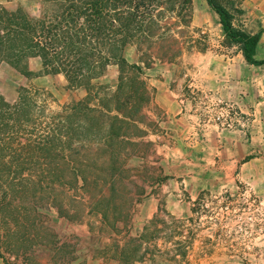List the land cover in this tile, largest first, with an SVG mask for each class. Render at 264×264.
Returning <instances> with one entry per match:
<instances>
[{
	"label": "rangeland",
	"instance_id": "rangeland-1",
	"mask_svg": "<svg viewBox=\"0 0 264 264\" xmlns=\"http://www.w3.org/2000/svg\"><path fill=\"white\" fill-rule=\"evenodd\" d=\"M221 1L237 27L258 29L248 24L242 0ZM0 5L37 18L53 11L44 0H0ZM155 8V34L139 35L125 51L129 62L143 66L151 96L143 108L141 146L126 153V184H117L127 194L113 195L111 220L105 221L101 212L110 198L99 200L101 184L91 188L96 195L91 198L82 181L73 187L55 180L61 173L70 179L61 157L28 164L35 183L44 182L41 193L32 188L30 197L18 194L21 190L6 198L0 189V254L6 264H75L94 252L115 258V244L128 249L123 264H174L181 245L192 264H264V65L249 63L241 46L228 42L206 0H192L190 6L185 0H161ZM29 65L36 73L32 78L0 63V92L9 102L17 100L20 87L36 88L45 92L48 115L86 97V89L70 88L63 74L45 73L39 57ZM118 74L112 63L93 84L114 90ZM49 119L43 117L36 132ZM199 191L194 220L167 221L165 210L135 252L131 239L140 236L150 196L160 194L165 201L168 196L175 206ZM104 193L111 195L109 185ZM53 198L75 219L62 215ZM118 213L124 217L113 229Z\"/></svg>",
	"mask_w": 264,
	"mask_h": 264
},
{
	"label": "trees",
	"instance_id": "trees-1",
	"mask_svg": "<svg viewBox=\"0 0 264 264\" xmlns=\"http://www.w3.org/2000/svg\"><path fill=\"white\" fill-rule=\"evenodd\" d=\"M44 1L53 5V11L42 18L33 17L22 8L9 10L0 5V63L32 78L36 73L30 69L29 60L39 57L45 73L63 74L70 88H85L87 95L62 111L47 115L42 90L22 86L13 103L0 92V189L9 198L16 197L21 190L18 194L25 197H30L34 188L41 193L44 182L40 178L35 183L28 164H51L61 157L69 166L66 168L71 171L67 174L70 179L61 173L55 180L73 187L82 181L91 198L96 197L91 188L101 184L99 200L110 198L101 213L103 220L110 221L113 195L127 194L117 184H126L124 157L129 150L141 146L137 139L145 134L140 127L145 118L143 108L151 98L143 66L129 62L125 51L139 35L150 38L155 34V5L161 0ZM206 1L219 16L228 42L239 44L249 63L264 65V59L256 57L262 31L250 33L237 27L234 13L227 5L221 0ZM185 3L190 6L192 0ZM112 63L119 66L117 87L108 90L94 86L93 81ZM43 117L52 121H45L41 133L36 132L41 129L38 125L43 123ZM76 155L83 159L78 160ZM107 185L111 193L108 197L104 193ZM50 197L49 194L47 198ZM52 201L51 204L58 205L54 198ZM57 207L62 215L75 219L69 211ZM119 213L113 218V229H118V221L124 217ZM156 220L157 217L150 221L139 237L131 239L136 253L141 251ZM155 232L161 234L162 229ZM114 248L115 258L125 261L128 249L118 244ZM185 249L179 246L175 259L180 256L183 261Z\"/></svg>",
	"mask_w": 264,
	"mask_h": 264
},
{
	"label": "crops",
	"instance_id": "crops-1",
	"mask_svg": "<svg viewBox=\"0 0 264 264\" xmlns=\"http://www.w3.org/2000/svg\"><path fill=\"white\" fill-rule=\"evenodd\" d=\"M242 8L245 10V14L248 16V24H250L251 28H258L254 31H251L252 33H256L258 31H262V35L257 47V54L256 57L259 58V52L261 46H264V0H242ZM264 59V58H263ZM154 105H158V107H164L165 105H162L160 102L156 101ZM139 141V139H137ZM200 191L198 193H193L189 200L184 201L183 203H178L177 205H170L169 204V197H166V201L163 199V197L160 194H154L150 196L145 202V207L143 212L141 213L142 217L144 218L145 222L143 224V227L138 229L137 234L141 235L142 232H144V228L148 226L150 223V220L152 221L154 218H158L159 215H161L166 210V220L170 221H188V220H194V213L193 207L200 201L202 198L199 195ZM123 228V227H122ZM122 246V245H121ZM122 248V247H121ZM193 249H196L195 246L192 247ZM192 250V249H191ZM201 250V248H200ZM190 252V251H187ZM187 257L184 258L183 261L180 259L175 260L174 264H192L187 262ZM113 258V257H112ZM111 256H100L95 254H92L91 256H85L81 261H77L75 264H123L119 259L113 258ZM0 264H6L0 254ZM201 264H204V262H201Z\"/></svg>",
	"mask_w": 264,
	"mask_h": 264
}]
</instances>
